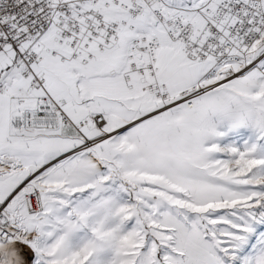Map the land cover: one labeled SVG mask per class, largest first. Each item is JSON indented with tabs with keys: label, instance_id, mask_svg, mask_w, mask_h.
<instances>
[{
	"label": "snow or ice",
	"instance_id": "snow-or-ice-1",
	"mask_svg": "<svg viewBox=\"0 0 264 264\" xmlns=\"http://www.w3.org/2000/svg\"><path fill=\"white\" fill-rule=\"evenodd\" d=\"M0 264H264V0H0Z\"/></svg>",
	"mask_w": 264,
	"mask_h": 264
}]
</instances>
